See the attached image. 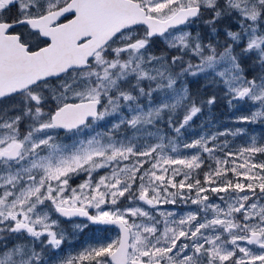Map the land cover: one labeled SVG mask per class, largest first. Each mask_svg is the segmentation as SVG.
<instances>
[{"label":"snow or ice","instance_id":"snow-or-ice-1","mask_svg":"<svg viewBox=\"0 0 264 264\" xmlns=\"http://www.w3.org/2000/svg\"><path fill=\"white\" fill-rule=\"evenodd\" d=\"M253 126L264 0H0V264H264Z\"/></svg>","mask_w":264,"mask_h":264},{"label":"rangeland","instance_id":"rangeland-1","mask_svg":"<svg viewBox=\"0 0 264 264\" xmlns=\"http://www.w3.org/2000/svg\"><path fill=\"white\" fill-rule=\"evenodd\" d=\"M208 115V113H207V111L204 113V115L203 116H201V117H198L195 121H194V123L196 124V125H199L200 124V122H201V120L202 119H204V118H206V116ZM213 115V114H212ZM230 115H232V113H230L229 112V110L227 109V107H226V111H225V113L223 114V115H217L216 116V118H214L215 120H217V121H219V122H221V127H224V126H230V125H227L226 124V118L227 117H229ZM214 116V115H213ZM255 129H256V134L258 135V136H260V135H264V128H261V127H259V126H253ZM94 236V233H92V232H86L83 236H81L80 237V239L81 240H87V239H90V238H92ZM71 249H69V251H70Z\"/></svg>","mask_w":264,"mask_h":264},{"label":"trees","instance_id":"trees-1","mask_svg":"<svg viewBox=\"0 0 264 264\" xmlns=\"http://www.w3.org/2000/svg\"><path fill=\"white\" fill-rule=\"evenodd\" d=\"M226 111V106H224L223 104H219L218 106H216V108L213 110V117L216 118L217 115H223Z\"/></svg>","mask_w":264,"mask_h":264}]
</instances>
